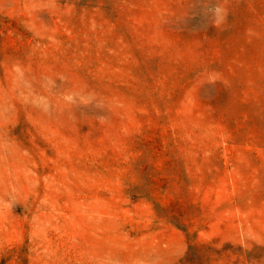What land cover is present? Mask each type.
I'll return each mask as SVG.
<instances>
[{"label":"rangeland","instance_id":"1","mask_svg":"<svg viewBox=\"0 0 264 264\" xmlns=\"http://www.w3.org/2000/svg\"><path fill=\"white\" fill-rule=\"evenodd\" d=\"M0 264H264V0H0Z\"/></svg>","mask_w":264,"mask_h":264},{"label":"trees","instance_id":"2","mask_svg":"<svg viewBox=\"0 0 264 264\" xmlns=\"http://www.w3.org/2000/svg\"><path fill=\"white\" fill-rule=\"evenodd\" d=\"M166 185H167V184H166ZM158 205H162V204H161V201L158 202Z\"/></svg>","mask_w":264,"mask_h":264},{"label":"clouds","instance_id":"3","mask_svg":"<svg viewBox=\"0 0 264 264\" xmlns=\"http://www.w3.org/2000/svg\"><path fill=\"white\" fill-rule=\"evenodd\" d=\"M217 11H219V9H217Z\"/></svg>","mask_w":264,"mask_h":264}]
</instances>
